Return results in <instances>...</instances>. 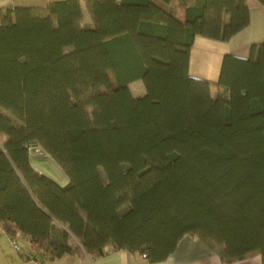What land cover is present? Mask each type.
<instances>
[{
	"label": "trees",
	"instance_id": "1",
	"mask_svg": "<svg viewBox=\"0 0 264 264\" xmlns=\"http://www.w3.org/2000/svg\"><path fill=\"white\" fill-rule=\"evenodd\" d=\"M250 16L248 0L1 9L3 230L50 259L112 245L160 262L189 235L224 262L264 264V41L225 54L215 83L190 75L196 37L229 41ZM30 146L68 183L37 170Z\"/></svg>",
	"mask_w": 264,
	"mask_h": 264
},
{
	"label": "crops",
	"instance_id": "2",
	"mask_svg": "<svg viewBox=\"0 0 264 264\" xmlns=\"http://www.w3.org/2000/svg\"><path fill=\"white\" fill-rule=\"evenodd\" d=\"M53 1L57 0H0V10L6 7L47 8ZM82 10L84 22L90 23L91 13L85 2L82 3ZM253 21L254 23H260L259 32L262 34V37L258 36V41H254L253 43L250 41L245 42L243 34L248 27L252 26ZM248 27L238 32L229 41L223 42L222 46L232 44L233 50H236L238 53H232L226 47H217L209 55V52L203 51L201 48L195 49L198 40L203 38L200 36L196 37L190 56V75L215 83L218 80L222 58L225 54L229 53L240 57H248L251 45L264 41V7L259 9L258 14L253 13L251 10L250 25ZM213 52L217 53V56H221V58L215 59ZM217 65H219L218 71H216ZM32 164L37 169L33 162ZM63 179V183L56 180L63 185L67 184L69 179L66 174H64ZM61 233L55 234L60 240H64L65 238ZM13 238H16L18 242L19 251L12 244ZM67 242L73 244L76 240L68 238ZM35 253L31 240L28 237L22 236L20 233L14 237L8 235L3 230L2 223L0 222V264H262V256L259 254L232 262H224L205 242L198 237L189 235H186L180 241L178 247L170 256L160 262H150L139 253H134L123 248L117 249L112 245H109L106 248V252L99 256H91L81 249L76 252L65 253L54 259H50L47 256H36Z\"/></svg>",
	"mask_w": 264,
	"mask_h": 264
},
{
	"label": "rangeland",
	"instance_id": "3",
	"mask_svg": "<svg viewBox=\"0 0 264 264\" xmlns=\"http://www.w3.org/2000/svg\"><path fill=\"white\" fill-rule=\"evenodd\" d=\"M248 4L250 6V9L253 11V13L258 14L259 9L261 6L259 3H257L255 0H248ZM250 25V24H249ZM260 23L256 22L252 23V26L248 27L245 30V33L243 34L244 41H250L253 43L254 41H258L257 38L258 36L262 37V34H260ZM223 45L222 41H216V40H211L207 38H201L198 40L197 44L195 45V49H203V51L209 52V55L213 50H216V48H228L230 49V52H237L236 50H233L232 44H227ZM70 49H67L69 51ZM238 53V52H237ZM242 53V52H239ZM215 54V59L221 58V56H217V53L213 52ZM222 54V53H219ZM208 56V55H206ZM218 66H216V71H218ZM131 91L134 96L140 97L146 93V88L142 80H136L130 84ZM219 88L216 85L212 86V94L216 97L218 95ZM31 160L32 162L36 165L37 169L41 173H45L49 176H52L56 178L58 181L63 183V176L65 174L63 168L47 153H44L40 148L38 149H32L31 150ZM21 245V244H20Z\"/></svg>",
	"mask_w": 264,
	"mask_h": 264
},
{
	"label": "built area",
	"instance_id": "4",
	"mask_svg": "<svg viewBox=\"0 0 264 264\" xmlns=\"http://www.w3.org/2000/svg\"><path fill=\"white\" fill-rule=\"evenodd\" d=\"M34 148H35V147H34ZM34 148H33L32 146H30V150H32V149H34ZM12 244H13L14 248H15L16 250L19 251L20 247H19V245H18V242H17L16 238H13V239H12Z\"/></svg>",
	"mask_w": 264,
	"mask_h": 264
}]
</instances>
